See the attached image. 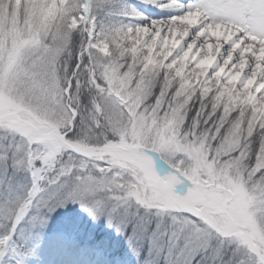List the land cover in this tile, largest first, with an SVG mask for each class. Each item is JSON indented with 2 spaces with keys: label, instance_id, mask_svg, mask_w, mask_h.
<instances>
[{
  "label": "snow or ice",
  "instance_id": "1",
  "mask_svg": "<svg viewBox=\"0 0 264 264\" xmlns=\"http://www.w3.org/2000/svg\"><path fill=\"white\" fill-rule=\"evenodd\" d=\"M142 2L0 0V264L68 203L146 264H264V0Z\"/></svg>",
  "mask_w": 264,
  "mask_h": 264
},
{
  "label": "trees",
  "instance_id": "2",
  "mask_svg": "<svg viewBox=\"0 0 264 264\" xmlns=\"http://www.w3.org/2000/svg\"><path fill=\"white\" fill-rule=\"evenodd\" d=\"M111 223L113 225H110ZM114 224H116L115 221L108 223L104 216L93 218L77 204L68 203L64 207L57 208L52 213L47 214L45 226L34 231L37 233H40L39 231L52 233L56 235L55 239L60 247L71 250H76L77 248L78 252L88 251L96 246H100L103 250L118 252L124 249L125 241L133 243L132 239H130L132 230L129 227L127 230L122 231L124 236L117 235L119 242L115 245H110V248H108V246L102 245L100 242L107 235L111 238L108 244L113 243L114 235L119 232Z\"/></svg>",
  "mask_w": 264,
  "mask_h": 264
},
{
  "label": "rangeland",
  "instance_id": "3",
  "mask_svg": "<svg viewBox=\"0 0 264 264\" xmlns=\"http://www.w3.org/2000/svg\"><path fill=\"white\" fill-rule=\"evenodd\" d=\"M130 6H134L136 9H138L140 12H142L145 16H147L149 18H160L161 16L166 15V12H164V11H162V10L152 6V5L145 4L142 1H139L136 3H131ZM165 168H167V166H165ZM186 184H187V181L182 180V183L177 185V187L179 188V194L180 195L184 194V191L186 190L185 189ZM75 205H76V203H75ZM77 206L80 207L79 204H77ZM106 220L108 223L111 222L107 218H106ZM110 225H113V224L111 223ZM114 225L116 228L117 225L116 224H114ZM125 245L130 246L127 243V241H126ZM133 247H135V248H133ZM43 249L44 250H42V254L39 255V257H41V260L43 263H40L39 260H34L33 264H52V263H55V264H99L98 262H96V263L91 262V260H92L93 255L99 256L100 251H94L87 256H80L79 258H74V257L68 256V257H64V258L60 259V256L58 255V253L55 252V248L52 244H47L46 246L43 247ZM143 250L146 251V249H141V250L137 251L136 246L133 245L132 249L129 250L127 253H124V255L117 256V257L113 258V260L111 261V264H137V263L138 264H146V259L144 257H141V255H140L141 251H143ZM48 254H52L54 256L55 260H50V259L47 260L46 256H48Z\"/></svg>",
  "mask_w": 264,
  "mask_h": 264
},
{
  "label": "bare ground",
  "instance_id": "4",
  "mask_svg": "<svg viewBox=\"0 0 264 264\" xmlns=\"http://www.w3.org/2000/svg\"><path fill=\"white\" fill-rule=\"evenodd\" d=\"M52 233H44V232H41L40 234V241H43V240H46L47 238H51L52 237ZM118 236H121L123 237L124 236V233L122 231H119L118 232ZM125 241V240H124ZM47 259H48V256H47Z\"/></svg>",
  "mask_w": 264,
  "mask_h": 264
},
{
  "label": "water",
  "instance_id": "5",
  "mask_svg": "<svg viewBox=\"0 0 264 264\" xmlns=\"http://www.w3.org/2000/svg\"><path fill=\"white\" fill-rule=\"evenodd\" d=\"M161 176H163V174H161Z\"/></svg>",
  "mask_w": 264,
  "mask_h": 264
}]
</instances>
